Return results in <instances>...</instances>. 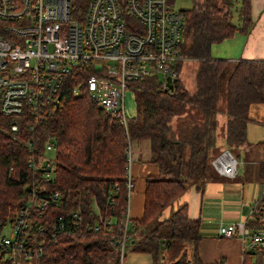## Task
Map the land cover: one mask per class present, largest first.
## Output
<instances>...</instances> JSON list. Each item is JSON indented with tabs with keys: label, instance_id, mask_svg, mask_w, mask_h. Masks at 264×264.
Listing matches in <instances>:
<instances>
[{
	"label": "trees",
	"instance_id": "obj_1",
	"mask_svg": "<svg viewBox=\"0 0 264 264\" xmlns=\"http://www.w3.org/2000/svg\"><path fill=\"white\" fill-rule=\"evenodd\" d=\"M236 2L193 0L190 9L182 10L179 50L196 60L190 91L179 77L168 92L157 79L137 83L136 116L128 120L127 134L131 145L148 141L147 162L158 171L144 180L142 215L130 220L127 251L147 253L153 264H160L165 251L174 260L171 264H201L197 256L200 221L188 217L186 205L169 216H163L164 210L191 182L212 173L210 162L221 150L233 151L246 143L252 121L249 108L264 104L262 60L210 55L212 45L250 25V0H239L240 22L232 21ZM73 6L83 13L86 0H74ZM44 114L33 131L26 116L0 114V234L26 204L31 186L42 190L38 198H49L46 207L32 211L27 231L30 247L42 248L40 256L25 261L0 249V264H122L125 255L119 256L117 238L128 205L127 137L122 126L84 91L74 95L70 84L64 85L58 104ZM11 124L17 126L15 131ZM47 136L54 140V170L52 178L43 182L27 162L29 156L41 155ZM55 193L57 201L52 199ZM259 199L264 201V194ZM75 212L79 219L71 220ZM59 222L72 232H57ZM88 225L98 230L82 229ZM250 227H256L255 222ZM244 264H264V246L244 253Z\"/></svg>",
	"mask_w": 264,
	"mask_h": 264
},
{
	"label": "built area",
	"instance_id": "obj_2",
	"mask_svg": "<svg viewBox=\"0 0 264 264\" xmlns=\"http://www.w3.org/2000/svg\"><path fill=\"white\" fill-rule=\"evenodd\" d=\"M73 1L0 0V114L26 116L33 131L42 123L44 113L59 101L65 84H70L74 95L84 91L119 121L127 137L128 204L133 182L124 94H135L136 84L147 79L160 80L165 89L167 78L172 81L179 77L177 66L186 60L179 50L183 12L172 9L167 0H86L82 13ZM10 128L15 131L17 126L11 124ZM28 145L31 152V143ZM42 146L41 155L29 156L27 166L33 173L39 172L40 180L48 182L54 170L53 137L47 136ZM210 165L219 175L233 177L237 160L225 149ZM39 193L42 190L29 188L26 204L15 212L8 225L9 235H0V249L10 258L19 255L26 261L42 253L40 246L30 247L27 232L32 211L49 203V198H38ZM52 199L57 201L56 193ZM72 218L79 219L77 212L72 213ZM250 218V222L220 224L217 233L224 238L247 237L251 247H263V200L257 198L253 202ZM251 222L256 227H250ZM38 228L42 230L41 226ZM82 229L96 232L98 226ZM121 230L117 243L122 258L131 243L128 232L132 224L127 211ZM56 231L72 232L60 222Z\"/></svg>",
	"mask_w": 264,
	"mask_h": 264
},
{
	"label": "crops",
	"instance_id": "obj_3",
	"mask_svg": "<svg viewBox=\"0 0 264 264\" xmlns=\"http://www.w3.org/2000/svg\"><path fill=\"white\" fill-rule=\"evenodd\" d=\"M239 5L237 0L235 10H232L233 17L237 15L238 23L232 19L235 24L240 22ZM220 43L227 45L228 55L224 58L212 56L214 58L264 61V0H250L248 29L243 32L236 31L232 37ZM179 66L180 64L177 66L180 77ZM248 115L252 121L247 125L246 143L230 151L237 160L235 175L221 176L212 169L206 179L191 182L182 195L164 210L163 216H169L182 205H186L188 217L200 221L197 256L201 264H244V253L251 252L249 238H224L217 233L220 224L228 225L241 220L250 222L253 202L261 196L264 188V139H259L261 132L254 138L250 134L253 126L264 129V104L251 105ZM218 122L221 125L224 117L220 115ZM147 149L146 157L143 156L142 148L137 149L135 160L131 163L133 187L127 205L130 220L141 217L144 180L147 176L156 175L158 171L156 165L147 162L149 146ZM122 264H153V261L147 253L127 251Z\"/></svg>",
	"mask_w": 264,
	"mask_h": 264
},
{
	"label": "rangeland",
	"instance_id": "obj_4",
	"mask_svg": "<svg viewBox=\"0 0 264 264\" xmlns=\"http://www.w3.org/2000/svg\"><path fill=\"white\" fill-rule=\"evenodd\" d=\"M167 2L171 5L172 9L174 10H188L193 6V1L192 0H167ZM233 21L235 23H238L237 21V15L235 14L233 17ZM182 41V39H181ZM226 44L225 43H219V44H214L210 48V55L214 57H221L224 58L226 55H228V52H226ZM196 60L193 58H189L183 62L180 63L181 67V73L179 77V83L183 86L185 90H191L193 86V68L195 65ZM177 83H178V78H177ZM137 86V84H136ZM177 86V85H176ZM165 90V89H164ZM124 111L127 119H132L136 116V105H135V94L132 91H127L124 94ZM257 129L258 131H254ZM259 132H261V135L259 139H264V129L254 127L250 128V134L254 138V136H259ZM247 136L249 138V131L247 132ZM129 140V138H128ZM126 145H127V140H126ZM142 148L143 149V156H147L148 153V142L147 141H135L132 143V162L135 160V156L137 154V149ZM225 148V147H223ZM226 149V148H225ZM223 149V150H225ZM10 233V228L9 226L5 227L0 235H5L8 236ZM164 257L161 259L160 264H171L174 260H170L169 253L164 252L163 253Z\"/></svg>",
	"mask_w": 264,
	"mask_h": 264
},
{
	"label": "water",
	"instance_id": "obj_5",
	"mask_svg": "<svg viewBox=\"0 0 264 264\" xmlns=\"http://www.w3.org/2000/svg\"><path fill=\"white\" fill-rule=\"evenodd\" d=\"M176 85H177V79L170 81L167 78L166 88H165L164 92H168V91L173 90V88L176 87ZM57 104H58V100L55 102V105H57Z\"/></svg>",
	"mask_w": 264,
	"mask_h": 264
}]
</instances>
